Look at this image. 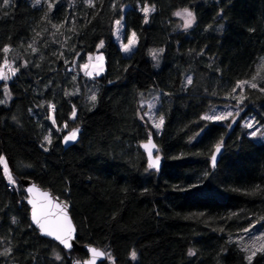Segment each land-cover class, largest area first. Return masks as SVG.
Returning a JSON list of instances; mask_svg holds the SVG:
<instances>
[{"label":"trees","instance_id":"trees-1","mask_svg":"<svg viewBox=\"0 0 264 264\" xmlns=\"http://www.w3.org/2000/svg\"><path fill=\"white\" fill-rule=\"evenodd\" d=\"M187 8L189 29L175 15ZM119 20L125 42L136 34L131 55ZM95 54L106 70L89 76ZM5 61L0 264L89 258L31 225L24 181L69 204L78 244L108 255L100 264H264V0H0ZM149 102L163 118L154 133ZM219 111L232 115L207 119ZM150 135L161 169L142 150Z\"/></svg>","mask_w":264,"mask_h":264},{"label":"water","instance_id":"water-1","mask_svg":"<svg viewBox=\"0 0 264 264\" xmlns=\"http://www.w3.org/2000/svg\"><path fill=\"white\" fill-rule=\"evenodd\" d=\"M149 141L151 143L149 144ZM149 145V148L151 149V158L155 159L156 157H159L157 154H159V148L157 143L155 142L154 136L150 135L149 139L142 144V150L147 154L148 156V162L150 161L149 157V148H146L145 145ZM220 146V151L217 152L215 149V153L213 156L216 157L214 166L218 165V161L221 157V155L224 153V147L222 144ZM211 162H213L211 160ZM163 160L159 157V168L161 169L163 167ZM24 187L25 192L27 195L26 203L30 207V214H31V225H33L42 236L48 237L52 239L53 241H56L60 246H62L65 250L73 251L77 248L81 250H85L88 253L89 258L84 262V264H87L88 261L93 260V254L91 252V249H97L99 252L104 253L103 256H96L95 264L103 263L107 260L108 256L106 253L100 248L88 244V245H79L77 241V226L73 221L72 212L70 211V206L67 202L61 201L58 197H56L54 194H52L50 191H47L36 184L35 181H24ZM33 188L34 190L32 192H29L28 189ZM57 205L59 207H57ZM36 210L38 216L41 219L42 223H45L50 229H57L61 226L67 227V222H70L72 227L71 232V239L69 240V243L71 244V247H66L64 244L61 243L60 240L56 238L54 235H49L47 232L43 231L40 228V225L35 222L33 219V211ZM66 217V220H65Z\"/></svg>","mask_w":264,"mask_h":264},{"label":"snow or ice","instance_id":"snow-or-ice-1","mask_svg":"<svg viewBox=\"0 0 264 264\" xmlns=\"http://www.w3.org/2000/svg\"><path fill=\"white\" fill-rule=\"evenodd\" d=\"M39 2H40V0H36V3H39ZM3 3L4 4H7L8 3V0H3ZM89 3H91V0H89ZM142 11L145 14H147L149 11H154V9H149L148 7H145V8L142 9ZM175 15L184 17V19H185V25L184 26L185 27L191 26V24L195 20V17L193 15V13H191L190 11H188V9H184V10H182L180 12H177V13H175ZM116 23L119 24L120 21H117ZM102 43L103 42H101V45H102ZM134 44H135V33L132 34V38L129 39L128 43L124 45V51H130L131 48H132V46ZM5 51H7V49H5ZM155 55L156 54L153 53V56L154 57H155ZM5 63H7V61H5ZM88 67H89V65H87V64L84 65V68L85 69H87ZM9 71L12 72L13 74L15 73V70L14 69L9 68ZM87 74L88 75H92L91 72H88ZM0 78H5V79L8 78L7 75L4 73V71L2 69H0ZM188 83H191V78L188 79ZM251 86L253 88L256 87L255 84H252ZM261 91H264V89H261ZM91 99L92 100H95L96 99L95 95H93L91 97ZM0 103H3V101H0ZM231 115H232V113L229 112L228 113V116H231ZM226 118L227 117L226 116H223V115H221V116L207 117V119H215V120H224ZM162 124H163V118L161 117L159 123H157L155 126L157 128H159ZM247 127L252 128L253 125L251 123H248ZM77 131L78 130H73L72 132H70L65 137V142L74 141L76 139ZM251 134L253 136H255L256 135V131H253ZM45 139L48 140L49 143H51L50 137H45ZM150 143H151V141H149V144ZM145 147L146 148H149V145L146 144ZM216 151L217 152L220 151V146L219 145H217ZM149 157H150L149 167H151V168H157L158 169L159 168V157H156L155 159H152L151 158V149L150 148H149ZM0 159H2V158H0ZM212 161H213V164H215V161H216V157L215 156L212 157ZM8 178H9V180H11V175L10 174H9V177ZM13 183H14V181H13ZM33 190H34L33 188H29L28 189L29 192H32ZM57 207H59V206L57 205ZM33 219L35 220V222L37 224L40 225V228L43 231L47 232L49 235L56 236V238L58 240H60L61 243L64 244L66 247H71V244L69 243V240L71 239V232H72V227H71L70 222H67V227L61 226V227H59V228H57L55 230L50 229L45 223H42L41 222V219L38 216V214H37V212H36L35 209L33 211ZM65 220H66V217H65ZM91 252L93 254V260L88 261L87 264H95V259L94 258L96 256H103L104 255V253L99 252L97 249H91ZM193 254L194 253H192V252L189 253V255H193ZM132 258L135 259V252L132 253ZM57 259H59V257H57Z\"/></svg>","mask_w":264,"mask_h":264},{"label":"rangeland","instance_id":"rangeland-1","mask_svg":"<svg viewBox=\"0 0 264 264\" xmlns=\"http://www.w3.org/2000/svg\"><path fill=\"white\" fill-rule=\"evenodd\" d=\"M36 1V0H35ZM188 9V11H190L191 13H193V15H194V17H195V14H194V11H193V9H191V8H187ZM184 10V9H183ZM180 11H182V10H180ZM179 11V12H180ZM149 12H153V11H149ZM148 12V13H149ZM177 16V15H176ZM177 18L178 19H181V22H182V25H183V28H185V29H189L190 27H192V26H194V24L196 23V18H195V20H194V22L191 24V26H189V27H185L184 25H185V19H184V17H182V16H177ZM120 21V20H119ZM117 22V21H116ZM115 38H116V41H117V43L119 44V46L121 47V49H122V51H123V53H124V55H131V53H132V51L135 49V47H136V34H135V44L132 46V48H131V50L130 51H124V45L125 44H127L128 43V41H124V22L121 20L120 21V23L119 24H115ZM130 38H132V35L130 36ZM129 38V39H130ZM105 64H106V60H105V57L103 56V55H100V54H95V55H91V57L89 58V61H88V63H87V65H89V67L87 68V69H85L84 68V66H82V68H83V71L87 74L88 72H91L92 73V75H102L103 73H104V71L106 70V67H105ZM7 65H9V68H11L12 69V64H9V63H7L3 68H2V70L4 71V73L7 75V77L8 78H6V80H10V76H9V73H10V71H8L7 69H6V66ZM102 69V70H101ZM92 75H89V76H92ZM1 79H3V78H1ZM155 108V104L154 103H151V102H149L148 104H147V111H146V115L148 116V119L149 120H151V122L153 123V125H154V129L156 130H152L153 131V133L154 132H157V131H159L160 130V128H161V126L159 127V128H157L155 125L157 124V123H159V121H160V119L158 118V116H156V114L154 113V109ZM229 113V112H228ZM240 113V112H239ZM221 115H223V116H226L225 115V113L223 112V111H219L218 112V114L216 115V116H221ZM226 117H228V114H227V116ZM239 118V117H238ZM248 123H251L252 125H253V127L252 128H249V129H254V130H257V132L259 131L258 129V127H257V124L255 123V121L253 120H249L248 122H247V125H248ZM75 130H78V129H75ZM264 130V128H262L261 129V131L260 132H264L263 131ZM73 131V130H72ZM79 130L77 131V135H76V139L75 140H77L78 139V137H79ZM68 135V134H67ZM74 140V141H75ZM74 141H68V142H65V140H64V144H66V145H69V144H71V143H73ZM159 157H161V155H160V153L159 154H157ZM4 170L6 171V175L9 177V174L11 175V172L9 171V168H8V165H7V163L5 162L4 163ZM107 255V254H106ZM108 256V255H107ZM107 260H108V258H107Z\"/></svg>","mask_w":264,"mask_h":264}]
</instances>
